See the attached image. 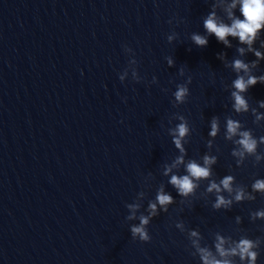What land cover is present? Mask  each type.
<instances>
[{
	"label": "water",
	"instance_id": "obj_1",
	"mask_svg": "<svg viewBox=\"0 0 264 264\" xmlns=\"http://www.w3.org/2000/svg\"><path fill=\"white\" fill-rule=\"evenodd\" d=\"M211 4L0 0V264H199L186 234L174 227L179 220L199 229L208 245L217 231L238 239L237 227L252 239L264 237V221L249 219L264 208V197L214 211V196L201 198L203 182L191 204H181L161 175L162 166L179 154L167 129L179 123L172 118L180 114L192 130L186 159L199 160L209 151V122L219 116L214 178L232 174L249 191L254 178H264V162L236 167L233 145L223 136L226 116L264 136V122L255 125L250 113L237 116L225 90L235 73L217 56L226 53L231 61L238 40L229 37L233 47L225 48L210 36L207 47L199 48L189 39L193 32L205 34L203 18ZM173 31L179 38L169 44ZM124 46L135 53L140 83L131 73L124 83L119 80L132 58ZM166 57L175 67L167 66ZM243 59L256 58L249 53ZM255 74H264V61ZM153 76L158 84L151 83ZM189 76L188 102L173 107L176 84ZM247 97L258 107L264 84L250 88ZM149 174L154 179L145 184ZM161 183L176 203L151 221L150 243L133 241L130 225L139 221H126L125 205L144 191L143 212ZM257 264H264V245Z\"/></svg>",
	"mask_w": 264,
	"mask_h": 264
},
{
	"label": "clouds",
	"instance_id": "obj_2",
	"mask_svg": "<svg viewBox=\"0 0 264 264\" xmlns=\"http://www.w3.org/2000/svg\"><path fill=\"white\" fill-rule=\"evenodd\" d=\"M237 11L239 15L236 14ZM168 23L171 24L172 21L169 20ZM203 28L205 34L193 32L189 37L191 43L199 48L207 47L210 36H215L225 48L233 47L229 37L238 40L240 46L236 47L237 55L231 61L227 59L226 53L218 54L217 59L223 63L225 68L235 73V79L232 80L231 85H225V90L230 92L232 111L237 116L250 113L254 117L253 123L260 126L264 122V113L258 109H264V101H257L258 107H252L249 104L247 93L255 85L264 84V74H255L260 62L264 61V52L255 47L259 41V48L264 49V39H262L264 0H212L210 11L203 18ZM178 38V33L173 31L167 35V42L172 44ZM124 51L132 58L129 59L128 67L119 74V80L124 83L131 73L132 81L140 83L141 77L137 71L135 53L127 46H124ZM249 53L256 59L251 62L243 59ZM165 59L169 68L175 67L172 57ZM178 74L184 77V69L181 68ZM151 83L158 84L155 76ZM191 83L192 79L189 76L184 83L176 84V90L172 93L173 107H179L188 102ZM172 119L179 123L168 128L167 131L179 154L170 163H165L162 166L161 175L168 178L167 184L175 189L181 198V204L190 205L203 182H207V186L201 194V198L207 200L208 197L214 196V202L211 203L214 211H230L235 204L253 202L257 195L264 197V178H254L250 191L247 185L237 183L232 174L225 175L218 181L214 178L213 166L218 163V157L212 154V149L216 147L214 141L221 133L219 116H213L209 122V139L206 142L209 151L199 160L185 158L187 156L185 145L189 143L192 131L188 120L180 114L174 115ZM224 120L223 136L226 142L233 145L231 156L235 160L236 167H243L248 160L252 161L254 167L264 162V152L260 151L261 146H264V136L256 137L252 129H246L243 123L232 116H226ZM216 150L219 151L218 148ZM181 168H183L184 174H180ZM152 179L154 177L149 174L145 178V184ZM145 197L146 193L141 191L137 193L136 199L132 203L125 205L129 213L125 219L127 222L139 221L130 225L131 238L133 241L147 244L151 242L148 230L151 221L161 213H168L169 207L175 204L176 200L171 193L166 191V186L163 183L157 188L155 198L148 201L147 208L142 212ZM249 219L252 223L257 220L264 221V208L250 212ZM241 223L242 218L235 217V224L239 226ZM174 227L186 234L190 255L198 258L199 264H257L261 247L264 245V237L252 239L239 227L234 230L239 233L238 239L217 231L211 234V245L204 242L205 238L199 229L186 228L182 220L175 221Z\"/></svg>",
	"mask_w": 264,
	"mask_h": 264
}]
</instances>
